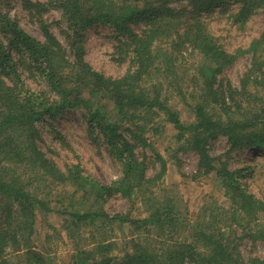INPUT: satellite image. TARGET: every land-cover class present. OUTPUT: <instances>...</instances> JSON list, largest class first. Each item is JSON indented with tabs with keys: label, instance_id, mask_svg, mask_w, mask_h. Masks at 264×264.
I'll use <instances>...</instances> for the list:
<instances>
[{
	"label": "trees",
	"instance_id": "16d2710c",
	"mask_svg": "<svg viewBox=\"0 0 264 264\" xmlns=\"http://www.w3.org/2000/svg\"><path fill=\"white\" fill-rule=\"evenodd\" d=\"M50 1L61 10L67 46L50 23L41 25L42 39L26 32L6 10L9 2L0 0V264H53L33 244L37 213L54 208L30 189L44 179L75 187L71 203L56 207L69 216V225L89 227L91 235L105 227L113 230L117 223L132 228L119 254H114L117 243L105 230L98 239L95 235L93 246L76 247L67 264H264V255L254 253L259 243L264 245V198L248 188L241 169L230 166L234 155L252 147L264 149V109L248 117L240 105L234 110L229 106L238 96L257 97L251 82L264 89V31L246 48L229 50L206 21L219 10L243 28L256 11L264 12V0ZM229 2L237 7L226 6ZM25 4L39 16L48 10L44 3ZM97 24L114 28L120 36L113 59L128 62L124 74L107 76L86 60L87 30ZM187 49L201 59L192 74L197 92L194 119L185 123L170 105L163 81L179 79L176 62ZM247 53L251 66L240 88L224 84L222 72ZM24 73L40 77L46 86L29 87ZM70 108L84 110L87 125L96 127V137L104 139L118 160L117 179L101 183L80 163L62 169L43 150L39 123L52 124ZM162 119L177 130L180 149L199 156V173L216 172L229 201L222 211L205 209L198 220L190 221L174 197L156 195L153 188L166 170V160L155 153L160 169L150 177L140 150L152 147L146 132L156 134ZM219 136L230 145L224 155L210 150V142ZM115 195L129 200L140 196L147 215L108 213L103 205ZM244 239L251 247L246 257L240 247Z\"/></svg>",
	"mask_w": 264,
	"mask_h": 264
},
{
	"label": "rangeland",
	"instance_id": "374dc122",
	"mask_svg": "<svg viewBox=\"0 0 264 264\" xmlns=\"http://www.w3.org/2000/svg\"><path fill=\"white\" fill-rule=\"evenodd\" d=\"M9 4L6 10L12 18L29 34L42 39L43 24L50 23V29L67 46L61 29L66 28L65 21L61 18V10L57 6H52L50 0H29L33 3H44V10L41 16L35 8L26 7L25 0H6ZM226 6L234 9L236 3L229 2ZM215 13L206 16L209 29L217 36L218 41L229 50L246 48L250 41L258 37L264 31V12L256 11L243 28L234 25L229 17V13ZM35 13V14H34ZM137 28V27H136ZM2 36V34H0ZM120 37L116 30L108 25L97 24L87 30L86 60L94 69L103 72L107 76H119L125 73L128 62L120 63L113 59L114 46ZM4 41L7 40L4 38ZM166 48V46H164ZM200 56L196 51L187 49L180 55L176 62V73L179 79L169 84L163 81V87L170 96V105L179 113L182 122H190L194 119L192 104L195 103L197 92L192 82V74L195 70ZM251 66V54L247 53L237 59L232 66L226 68L222 74L224 84H231L232 87L240 88V79ZM255 76V75H254ZM23 79L31 88L45 87L46 82L40 77L30 78L27 73L23 74ZM154 81L156 78H153ZM161 80V78H160ZM182 89V94L178 88ZM250 90L256 94L238 96L236 100H230V108L237 109L240 105L241 112L246 116H254L264 109V89L251 82ZM172 91V92H171ZM107 109V108H106ZM108 110V109H107ZM82 108L67 109L66 115L53 121L47 120L39 123V128L43 135L42 147L47 156L54 160L62 169L74 163H80L87 173H91L101 183L108 184L120 176V164L110 152L109 147L102 137H96L95 126L89 127L83 117ZM160 128L154 134L153 130H148L146 136L152 147L140 150L148 163V175L152 177L160 169V161L155 153H159L166 160V170L163 176L158 179V184L153 190L161 198L165 196L174 197L179 208L185 213L183 215L190 221L198 220L205 209L210 211H222L229 205V201L224 195L220 180L215 171L210 173L198 172L199 156L191 151H182L180 145L182 141L177 139V130L173 124L162 119L159 120ZM60 135L63 140L59 139ZM94 135V136H93ZM96 137V138H95ZM230 145L227 138L219 136L210 142L212 154L224 155L229 151ZM256 149H252L242 155H234L230 166L233 169H241L243 181L248 188L264 198V149L261 153L251 156L248 154ZM234 154V153H230ZM224 158V156H223ZM31 190H36L38 194L48 201L49 207H54L50 211L37 213L33 244L35 247L47 255L53 264H67L71 260V255L76 251V247H91L94 245V238L98 239L103 231H108L111 239L116 241L118 249L114 254H119L132 237L128 224H114L113 230L105 227L98 234L91 235V228L80 226L79 228L69 225L66 219L69 218L64 212L57 210V206L64 209L71 203V194L75 189L72 185H60L49 179L37 180ZM80 193L76 194V198ZM60 200V202H59ZM58 201V202H57ZM82 205V204H81ZM104 210L110 214L130 212L134 218L147 215L145 206L140 196L133 200L115 195L108 199L104 205ZM69 209V208H67ZM182 212V213H183ZM242 253L246 257L249 254L250 242L246 239L240 244ZM254 252V251H253ZM264 255V245L258 244L256 252ZM14 260L17 257H13ZM17 261V260H16Z\"/></svg>",
	"mask_w": 264,
	"mask_h": 264
},
{
	"label": "bare ground",
	"instance_id": "6f19581e",
	"mask_svg": "<svg viewBox=\"0 0 264 264\" xmlns=\"http://www.w3.org/2000/svg\"><path fill=\"white\" fill-rule=\"evenodd\" d=\"M253 149H256V150H254L253 152H251V153H249L248 155L249 156H251V155H253V154H256V153H261L262 151H261V147H252Z\"/></svg>",
	"mask_w": 264,
	"mask_h": 264
}]
</instances>
